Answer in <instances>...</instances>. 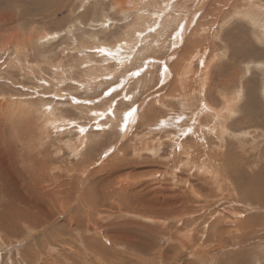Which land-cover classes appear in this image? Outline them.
Instances as JSON below:
<instances>
[{
  "label": "rangeland",
  "instance_id": "374dc122",
  "mask_svg": "<svg viewBox=\"0 0 264 264\" xmlns=\"http://www.w3.org/2000/svg\"><path fill=\"white\" fill-rule=\"evenodd\" d=\"M263 123L264 0H0V264H250Z\"/></svg>",
  "mask_w": 264,
  "mask_h": 264
},
{
  "label": "bare ground",
  "instance_id": "6f19581e",
  "mask_svg": "<svg viewBox=\"0 0 264 264\" xmlns=\"http://www.w3.org/2000/svg\"><path fill=\"white\" fill-rule=\"evenodd\" d=\"M233 102V101H232ZM231 105H232V103H231ZM256 106V105H255ZM260 107V106H259ZM263 110V109H262ZM216 114V113H215ZM134 118V117H133ZM243 119V118H242ZM261 119V118H260ZM245 122V121H244ZM264 124V123H263ZM131 125V124H130ZM133 125V124H132ZM247 125V124H246ZM255 125V124H254ZM249 126V125H248ZM252 126V125H251ZM263 126V125H262ZM129 127V126H128ZM151 127V126H150ZM177 131V130H176ZM181 130H179V132H180ZM178 133V131L176 132V134ZM181 133V132H180ZM174 135V134H173ZM189 135V134H188ZM191 135V134H190ZM177 136H178V134H177ZM184 136V135H183ZM186 136V135H185ZM175 136H173V138H174ZM178 137H181L180 136V134H179V136ZM176 138V137H175ZM185 138V137H184ZM193 138V137H192ZM180 139H183L182 137L181 138H179V140L178 141H175L176 143H178V142H180ZM198 139V138H197ZM189 140H191V139H189ZM132 142V141H131ZM171 142H172V140H171ZM191 142V141H190ZM197 142V141H196ZM200 142V141H199ZM193 143L195 144V142L193 141ZM183 145V144H182ZM201 145V144H200ZM193 145H184V148H185V150L187 151V149H189V148H191ZM179 147V146H178ZM182 148V147H181ZM225 150V149H224ZM228 152V151H227ZM184 153V152H183ZM181 155V154H180ZM183 155V154H182ZM185 156H186V152H185V154H184ZM183 155V156H184ZM209 154H200V156H198V157H200V158H202V157H204V159L203 160H210V159H212V160H215V161H217V162H222V166H221V168H223V171L224 172H220V173H217L216 175H218V179H216L215 181L213 180L212 182H213V184L214 185H218L223 179H224V177H225V175L226 174H228V175H230V177H231V179L229 178L228 180H226L225 181V183H226V187H225V189L222 191V195L224 194V196H222L223 197V199H224V197H226L225 195H226V192H225V190H230V189H235V192L237 193L236 195L238 196V197H240V196H242L243 195V197L245 198V200H246V203L248 204L249 202L248 201H251V202H255V204L257 205L259 202H261V201H258L259 199H257V197L255 196L254 197V195L256 194V192L257 193H259L261 190H260V187H263V189H264V180H262L263 179V177H262V179H260V175H259V172L258 171H254L253 170V166L255 165V163H256V157L254 156V155H252L248 160H246V161H244V162H242L241 163V166H240V169H238V168H236V166H232V163L233 162H235V156L234 155H232V154H213V158H210L209 156H208ZM210 155H212V154H210ZM188 156V155H187ZM180 159V158H179ZM187 159H191V157H187ZM178 160V159H177ZM176 160V161H177ZM182 160V159H181ZM202 160V161H203ZM175 161V162H176ZM180 161V160H179ZM187 161V160H186ZM190 160H188V162H189ZM227 161H230L231 163L229 164V165H227L226 164V162ZM178 162V161H177ZM13 163V162H12ZM196 164H197V162H195ZM177 164V163H176ZM175 164V165H176ZM12 166V165H11ZM16 166V165H15ZM43 168V167H42ZM246 168V170H244ZM12 169V168H11ZM192 170V169H191ZM218 171H220V170H218ZM243 171H246V173H247V171L249 172L248 174L249 175H252L253 176V178H248V176L247 177H245V172L243 173ZM7 172V171H6ZM38 172L40 173L41 172V169H38ZM208 172H210V171H208ZM215 175V176H216ZM36 176H38V173H37V175ZM217 177V176H216ZM41 178V177H40ZM37 179V178H36ZM6 181H7V179H6ZM217 181H218V183H217ZM242 182L241 184H240V186H237V182ZM217 183V184H216ZM127 184V185H126ZM2 185V184H1ZM120 185H121V189H120V196L124 193V190L126 189V187L128 186V182H123V180L122 181H120ZM3 186V185H2ZM237 190V191H236ZM47 191V190H46ZM49 191H51V190H49ZM49 191H47L48 193H49V195H47L48 193L47 192H45V194L47 195V196H49L50 197V193L52 194V192H49ZM1 192V191H0ZM240 194H239V193ZM263 192V191H262ZM261 192V193H262ZM228 193V192H227ZM229 194V193H228ZM260 194V193H259ZM53 196V195H52ZM51 196V197H52ZM194 196V195H193ZM257 196H258V194H257ZM264 196V195H263ZM228 197V196H227ZM233 197V196H232ZM196 198V197H195ZM41 199V198H40ZM50 199V198H49ZM225 199H227V198H225ZM224 199V200H225ZM230 199H232V198H230ZM261 199H264L263 197H261ZM42 200V199H41ZM51 200V199H50ZM50 200H48V202L50 201ZM56 200V199H55ZM242 200V199H241ZM43 201V200H42ZM52 201V200H51ZM59 201H61V200H59ZM230 201V200H229ZM263 201V200H262ZM37 202H39V201H37ZM44 202V201H43ZM240 202V201H239ZM238 202V203H239ZM49 203H51V202H49ZM57 203V202H56ZM56 203H54V204H56ZM262 203V202H261ZM53 204V205H54ZM247 204H245V206L248 208L249 206H247ZM254 204V203H253ZM46 205V204H45ZM50 205V204H49ZM234 205H235V203H234ZM240 205V207L241 206H243L242 205V203L241 204H239ZM238 205V206H239ZM258 205H260V204H258ZM44 206V205H43ZM253 206V205H252ZM252 206H250V209H251V207ZM46 207V206H45ZM214 207V206H213ZM263 207V206H262ZM256 208V207H255ZM4 209V208H3ZM213 209V208H212ZM217 209V208H216ZM257 209H259V208H257ZM6 210V209H5ZM7 211V210H6ZM232 211V210H231ZM243 211V210H242ZM241 210H240V212L241 213H245V212H242ZM255 211V210H254ZM260 211H261V209H260ZM232 212H234V211H232ZM210 213V212H209ZM239 213V212H238ZM261 213H264L263 212V209H262V212ZM232 214V213H231ZM236 214L237 213H234V215L236 216ZM259 214V213H258ZM7 215V214H6ZM240 216L242 215V214H239ZM255 215V214H254ZM214 216H216V215H214ZM250 216V215H249ZM5 217V216H4ZM255 217V216H254ZM238 219V218H237ZM255 219H256V217H255ZM260 219H262V216H261V218ZM229 220H231V218L229 219ZM251 220H252V218H251ZM257 220H258V216H257ZM234 221V220H233ZM222 222V221H221ZM212 223V222H211ZM218 223V222H217ZM216 223V224H217ZM225 223V222H224ZM253 223V222H252ZM255 224H257V222L255 221ZM261 224V223H260ZM263 224V223H262ZM242 228V227H241ZM254 228H257V227H254ZM145 229V228H144ZM149 229V228H148ZM252 229V228H251ZM242 231V230H241ZM259 231V230H258ZM256 232V231H254L253 232V234H249L248 236H247V238H249L250 240L252 239V238H254L255 240H257L258 238L259 239H263V237H264V233L262 234V233H259V232ZM264 231V230H263ZM245 232V231H244ZM261 232V231H260ZM149 233V232H148ZM170 233V232H169ZM205 233V232H204ZM245 234V233H244ZM202 235V234H201ZM207 236V235H206ZM203 237V236H202ZM247 238L245 239V238H242V242H244L245 244H246V240H247ZM253 239V240H254ZM172 240V239H171ZM252 240V241H253ZM248 241V240H247ZM251 241V242H252ZM254 242V241H253ZM2 243V242H1ZM241 243V240H240V238H238V243L237 244H240ZM237 247H238V245H237ZM237 250V249H236ZM251 250H254L253 248L251 249ZM238 251H240V250H238ZM242 252H246V250H244V251H242ZM247 254V252L246 253H244V254H242V255H246ZM230 256V255H229ZM238 258V257H237ZM239 259V258H238ZM248 263H249V261H248ZM240 264V263H239ZM246 264V263H245ZM251 264V263H250ZM264 264V263H263Z\"/></svg>",
  "mask_w": 264,
  "mask_h": 264
},
{
  "label": "crops",
  "instance_id": "0c3cea01",
  "mask_svg": "<svg viewBox=\"0 0 264 264\" xmlns=\"http://www.w3.org/2000/svg\"><path fill=\"white\" fill-rule=\"evenodd\" d=\"M197 5L200 7V10H201L202 4H200V2H198ZM200 10L198 11V8L197 9L195 8L194 12H192V14H190V19L189 20L194 22V20L196 19V15L200 13ZM263 239H264V237H263ZM245 250H246L247 254H249L250 258H251V260H250L251 264H263L264 263V247L258 248L257 251L249 250L248 248H246ZM187 264H191V263H187Z\"/></svg>",
  "mask_w": 264,
  "mask_h": 264
},
{
  "label": "clouds",
  "instance_id": "9594fccd",
  "mask_svg": "<svg viewBox=\"0 0 264 264\" xmlns=\"http://www.w3.org/2000/svg\"><path fill=\"white\" fill-rule=\"evenodd\" d=\"M143 71H144V68H138V69H136V70H134V71L128 73L126 79H127V80H130L132 77H138V76L141 75V73H142ZM162 83H163V81H161V84H162ZM103 94H104V95H108L107 92H104Z\"/></svg>",
  "mask_w": 264,
  "mask_h": 264
}]
</instances>
